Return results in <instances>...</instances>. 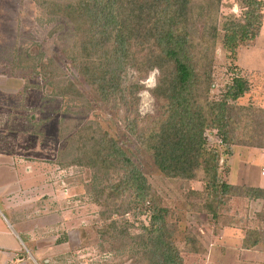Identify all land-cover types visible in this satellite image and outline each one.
<instances>
[{"label": "trees", "instance_id": "obj_1", "mask_svg": "<svg viewBox=\"0 0 264 264\" xmlns=\"http://www.w3.org/2000/svg\"><path fill=\"white\" fill-rule=\"evenodd\" d=\"M35 1L52 21L71 25V43L61 53L92 98L123 126L127 140L164 177L203 184L201 191L189 193L197 199L189 203L192 210L216 221L231 198L261 200L264 216L263 188L231 185L220 175V161L234 146L264 149V108L237 103L251 91L238 72L218 98L211 97L218 41L226 58L235 61L239 49L260 33L264 0H236L240 16L222 14V0ZM56 68L51 59L41 65L50 95L87 101L76 80L57 81ZM154 71L155 84L146 88L143 82ZM142 91L155 101V115L140 117ZM208 132H215L220 144L210 146ZM59 152V167L90 169L102 182L96 190L104 223L98 233L112 250L128 248L129 264H189L176 244L177 227L167 221L170 211L123 141L88 121ZM128 214L147 223L139 221L132 233ZM183 241L186 253L200 254L194 235L186 233ZM262 243L264 233L249 228L241 245L251 250Z\"/></svg>", "mask_w": 264, "mask_h": 264}, {"label": "rangeland", "instance_id": "obj_2", "mask_svg": "<svg viewBox=\"0 0 264 264\" xmlns=\"http://www.w3.org/2000/svg\"><path fill=\"white\" fill-rule=\"evenodd\" d=\"M3 8L0 23V74L3 75L0 80V182L5 183L14 176L12 166L19 174L24 170L19 169V166L27 167L32 161L40 163L41 167H53L54 172L62 171L61 175L64 177L57 181L63 180V189L67 190L65 203L68 228L66 235L63 234L61 238H65L68 243L65 252L59 256H50L52 264H129L132 261L128 248L112 250L109 241L103 242L98 233L104 224L99 219L103 209L99 202L102 199L96 198V190L102 188L98 177L90 169L79 166L60 167V170L53 166L58 167V153L67 146V140L78 127L88 121L98 122L105 131L117 136L126 147L133 150L136 163L158 194L161 205L170 211L167 221L177 227L176 244L189 264L211 262L208 260L209 251L218 241L214 237H218L223 228H240L243 236L249 228L264 233L263 213L252 212V201L231 198L222 206L216 221L190 208L189 203L196 202L197 199H192L189 193L201 191L203 184L199 181L186 183L164 177L146 153L127 140L123 126L115 124L106 108L92 98L88 87L77 77L73 67L61 53L71 43V25L61 19L52 21L35 0H13L4 3ZM221 13L240 16L241 11L236 0H222ZM262 22L259 35L248 46L239 49L235 61L226 58L218 41L212 98H218L233 73L238 72L248 79L251 91L237 103L264 108V19ZM49 59L56 63L54 72L60 77L57 81L62 85L66 81L76 80L78 89L85 94L87 101L82 99L75 102L50 95V88L46 87L41 73V65H47ZM155 77V71L150 73L143 82L144 86L152 88ZM10 91L11 95L7 96L5 93ZM85 103L91 108L86 107ZM138 113L140 117L156 114V103L146 91L139 94ZM215 137V132L206 134L210 146L218 145ZM245 149L243 146H234L235 153L221 159V177L229 183L226 179L230 170L228 161L233 156V178L230 181L236 182L240 171L246 172V166H249L253 170L254 180L264 184V149L251 148L247 152V158L242 152ZM96 183L100 185L96 186ZM126 216L130 223H134V229L130 230L132 233L137 232L135 229L139 221L147 223L144 217L131 214ZM0 217L11 222L1 203ZM186 233L197 238L201 249L199 255L186 253L184 250L183 238Z\"/></svg>", "mask_w": 264, "mask_h": 264}, {"label": "crops", "instance_id": "obj_3", "mask_svg": "<svg viewBox=\"0 0 264 264\" xmlns=\"http://www.w3.org/2000/svg\"><path fill=\"white\" fill-rule=\"evenodd\" d=\"M10 1L13 0H0V23L4 3ZM2 78L3 75L0 74V80ZM11 92L5 94L10 96ZM263 103L264 100L262 106ZM250 149L246 147L245 151H242L246 158ZM231 158L228 161L230 170L226 178L229 184L264 189V184L254 180L253 170L249 166H246V172L240 171L236 182L230 181L233 178ZM39 164L32 161L27 167L19 166V169H24L19 174L12 166L14 176L5 183L0 182V203L11 218L10 222L0 217V264H52L50 256H59L66 251L68 242L61 236L66 235L68 228L65 203L67 190L63 189V180L57 181L64 176L61 175L59 166L53 164L55 169L60 170L54 172L53 167H41ZM250 208L252 212H261L262 201H252ZM219 232L220 235L214 237L218 241L209 251L208 260L211 262L205 264H264V245L259 244L251 250H246L241 245V230L223 228Z\"/></svg>", "mask_w": 264, "mask_h": 264}, {"label": "built area", "instance_id": "obj_4", "mask_svg": "<svg viewBox=\"0 0 264 264\" xmlns=\"http://www.w3.org/2000/svg\"><path fill=\"white\" fill-rule=\"evenodd\" d=\"M215 143L220 144V139L218 137H215Z\"/></svg>", "mask_w": 264, "mask_h": 264}]
</instances>
